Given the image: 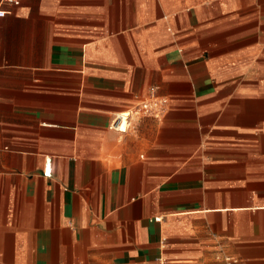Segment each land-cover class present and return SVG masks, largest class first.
<instances>
[{"label":"crops","instance_id":"0c3cea01","mask_svg":"<svg viewBox=\"0 0 264 264\" xmlns=\"http://www.w3.org/2000/svg\"><path fill=\"white\" fill-rule=\"evenodd\" d=\"M0 9V264H264V0Z\"/></svg>","mask_w":264,"mask_h":264},{"label":"built area","instance_id":"2783aa9c","mask_svg":"<svg viewBox=\"0 0 264 264\" xmlns=\"http://www.w3.org/2000/svg\"><path fill=\"white\" fill-rule=\"evenodd\" d=\"M3 15H4V11L0 9V17H2ZM154 108H159V105L156 100H151L148 102H144L127 112L118 113L114 116L113 121L110 124V128L116 132L124 133L130 128L131 124L134 122V120L137 118V116L140 113H151V112H153V114L159 113L160 109L157 112L154 111ZM44 174H46L47 176L50 174L49 160L46 161V168ZM236 263H237V259L227 255L223 256L221 262V264H236Z\"/></svg>","mask_w":264,"mask_h":264},{"label":"rangeland","instance_id":"374dc122","mask_svg":"<svg viewBox=\"0 0 264 264\" xmlns=\"http://www.w3.org/2000/svg\"><path fill=\"white\" fill-rule=\"evenodd\" d=\"M141 115H142V113H140V114L137 116V118L140 117Z\"/></svg>","mask_w":264,"mask_h":264}]
</instances>
